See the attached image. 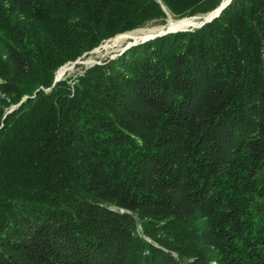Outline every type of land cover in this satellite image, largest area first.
Returning a JSON list of instances; mask_svg holds the SVG:
<instances>
[{"label":"trees","instance_id":"trees-1","mask_svg":"<svg viewBox=\"0 0 264 264\" xmlns=\"http://www.w3.org/2000/svg\"><path fill=\"white\" fill-rule=\"evenodd\" d=\"M223 1L0 0V264H264V0L55 84Z\"/></svg>","mask_w":264,"mask_h":264},{"label":"rangeland","instance_id":"rangeland-1","mask_svg":"<svg viewBox=\"0 0 264 264\" xmlns=\"http://www.w3.org/2000/svg\"><path fill=\"white\" fill-rule=\"evenodd\" d=\"M160 3H161V1H160ZM163 8H164L165 12L167 13V19H165V20L160 19V20L151 21L144 28H140V29H137V30H134L131 32H127L125 34H121V35H118L114 38H110V39L104 41L98 48L93 50L89 56H84L82 59H79L75 63L66 64L68 67V70H67L66 75L62 78L66 79V78L78 76L80 73H82L84 71V69H87V68L92 67V66L97 65V64H102L106 61H111V60L116 59L117 57L122 55L126 51L127 48L130 49V48L134 47V46L131 47V45L136 43V42H134L135 37H140V36L142 37V36L147 35V34L155 35V34L159 33V31L161 29L168 27L170 19H173L174 21H181L184 19H189L188 17L187 18H181V19L177 18L174 15H172L171 13H169L170 11L167 10V8L165 6H163ZM195 17L199 18L202 16H195ZM195 17H190V18H195ZM196 22H197V24L200 23L201 19H196ZM184 30L185 31H178V32H188V31H192L193 29L190 28V29H184ZM178 32H176V33H178ZM171 34H173V33H171ZM121 36H123V37L120 38ZM153 40H155V39H153ZM66 65H64V66H66ZM14 107H12L10 109V111Z\"/></svg>","mask_w":264,"mask_h":264},{"label":"water","instance_id":"water-1","mask_svg":"<svg viewBox=\"0 0 264 264\" xmlns=\"http://www.w3.org/2000/svg\"><path fill=\"white\" fill-rule=\"evenodd\" d=\"M232 1L233 0H229L227 2H224L223 1V3L221 4V6L218 9H216L215 11H213V12L207 14V15H204V16H202L200 18H197V17L192 18V19H195V20L196 19H201V22L198 23L195 27H192V29L202 28L204 25H206V24L212 22L214 19L218 18L221 15V13L232 3ZM178 31H185V30H174V31L173 30H167V31H161V32H159V33H157V34L149 37L148 39L143 40L142 43H146V42H148L150 40H153V39H156V38H159V37H162V36L171 34V33H176ZM139 44H141V42L140 43H137L136 42L133 45H131V47L132 46H137ZM126 50H128V48ZM66 67H67V65L64 66V67H62L61 69L66 68ZM59 71L56 74L55 84L58 83V82H60L63 79L62 76L59 75ZM25 100L26 99H24V101ZM13 109H15V107Z\"/></svg>","mask_w":264,"mask_h":264},{"label":"bare ground","instance_id":"bare-ground-1","mask_svg":"<svg viewBox=\"0 0 264 264\" xmlns=\"http://www.w3.org/2000/svg\"><path fill=\"white\" fill-rule=\"evenodd\" d=\"M227 1H229V0H224V2H227ZM196 25H197L196 20L195 19H192V18L191 19L190 18L189 19H184V20H181V21H174L173 19H170V22H169L168 27H166L164 29H161L159 32H161V31H167V30H173L174 31V30L190 29L192 27H195ZM151 36H153V35L152 34H147V35H144L142 37L141 36L140 37H135L134 38V42H137V43L142 42L143 40L148 39ZM122 37L123 36H121L120 38H122ZM67 70H68V67L61 69L59 71V75L62 76V77H64L66 75V73H67Z\"/></svg>","mask_w":264,"mask_h":264}]
</instances>
